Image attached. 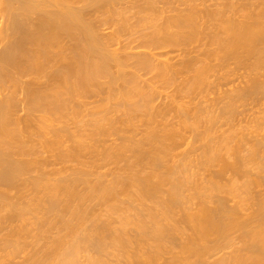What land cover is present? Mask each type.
<instances>
[{"label": "bare ground", "instance_id": "6f19581e", "mask_svg": "<svg viewBox=\"0 0 264 264\" xmlns=\"http://www.w3.org/2000/svg\"><path fill=\"white\" fill-rule=\"evenodd\" d=\"M0 264H264V0H0Z\"/></svg>", "mask_w": 264, "mask_h": 264}, {"label": "rangeland", "instance_id": "374dc122", "mask_svg": "<svg viewBox=\"0 0 264 264\" xmlns=\"http://www.w3.org/2000/svg\"><path fill=\"white\" fill-rule=\"evenodd\" d=\"M238 74H239V72H237ZM232 79V81H233V83H231L230 84V86L232 87V86H235V85H237L238 84V77H236V76H234V77H232L231 78ZM238 79V80H237ZM159 90H157V92L159 93V95L161 96H159V98H158V102H157V104L158 103H161V104H163V103H165V101H170V99L169 98H171L172 96H171V94L173 95V94H175L174 93V91H172L173 89H174V86L173 87H171V86H160L159 88H158ZM223 89H225V87L223 88ZM175 90V89H174ZM161 92V93H160ZM169 96H171V97H169ZM213 95H211V97H212ZM166 97V98H165ZM168 98V99H167ZM183 100H185V99H183ZM162 101V102H161ZM187 101V100H186ZM156 102H155V104H156ZM167 103H169V102H167ZM250 114V113H249ZM139 125V124H138ZM141 129L143 130V128H140L139 127V130L141 131ZM138 132V131H137ZM142 132V131H141ZM138 137V136H137ZM68 144V143H67ZM46 156V155H45ZM48 156V155H47ZM48 159V164H49V159H50V161H51V163L47 166V171H51V170H60V169H62L61 171L63 172V171H65V172H69V168H70V170H72V169H74V168H79V166H78V164H76L77 162H75V163H73L74 161H70V160H68V162L67 163H65L64 164V162L63 161H61V160H59V161H61V162H59L58 160H53V158L51 159V158H49V157H47ZM55 159V158H54ZM52 161L54 162L53 164H52ZM58 161V162H57ZM61 163V164H60ZM63 163V164H62ZM51 164H52V166H51ZM77 165V166H75V165ZM72 165V168L70 167ZM75 166V167H74ZM69 167V168H68ZM74 167V168H73ZM64 169V170H63ZM66 169H67V171H66ZM104 170V169H103ZM102 170V171H103ZM257 190V189H256ZM95 213H97V212H95Z\"/></svg>", "mask_w": 264, "mask_h": 264}]
</instances>
